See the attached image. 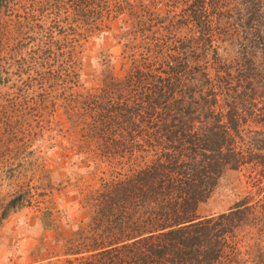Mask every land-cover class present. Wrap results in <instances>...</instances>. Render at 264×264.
<instances>
[{"label": "rangeland", "instance_id": "rangeland-1", "mask_svg": "<svg viewBox=\"0 0 264 264\" xmlns=\"http://www.w3.org/2000/svg\"><path fill=\"white\" fill-rule=\"evenodd\" d=\"M129 1L132 6L125 2L99 31L87 38L79 36L76 48L66 39L72 37L64 5L59 19L65 32L56 31L49 40L36 18L29 24L23 17L22 7L30 0H11L8 16L0 12V73L7 77H0V264H122L129 260L130 241L123 246L125 234L106 227L99 211L100 192L149 159L138 151L131 155L123 143L116 154L110 153L108 132L88 133L95 114L84 110V99L104 85L106 74L126 75L130 48L126 25L136 13L169 17L159 33L167 36L165 45L171 44L170 36H179L181 42L187 32L180 33L179 23L165 26L179 6L167 0ZM233 7V0H227L221 10L223 20L212 24L211 47L218 48L217 56L203 49L202 42H195L198 47H190L186 66L203 86L194 95L201 103L206 102L203 95L208 86L219 81L220 75L227 76L225 83L235 84L239 68L244 77L249 68L242 110L247 117L243 132L246 140H252L255 134L264 136V50L248 45L246 55L241 54L238 43L247 41L242 26L230 17ZM225 25L239 27V35L233 36L238 37L236 45L223 33ZM73 66L80 67L79 77ZM138 90L122 85L114 98L132 102L141 99ZM224 105L220 96L217 106ZM195 123L200 124L198 119ZM122 131L120 126L114 133L122 136ZM263 185L264 163L226 168L210 195L198 204L197 214L225 212L246 195L259 207L264 201ZM259 209L261 217L256 214L228 236L225 262L264 264V208Z\"/></svg>", "mask_w": 264, "mask_h": 264}, {"label": "trees", "instance_id": "trees-1", "mask_svg": "<svg viewBox=\"0 0 264 264\" xmlns=\"http://www.w3.org/2000/svg\"><path fill=\"white\" fill-rule=\"evenodd\" d=\"M10 2L0 0V12L6 16ZM125 2L132 6L129 0H30L22 11L29 24L36 18L49 40L56 31L65 32L59 19L64 5L72 37L67 35L66 39L76 48L79 36L87 38L99 31L105 19L122 10ZM167 2L180 7L165 26L182 24L180 33L187 32L180 36L181 42L179 36H170L173 45H165L167 36L159 35L168 16L136 13L126 25L130 45L126 75L106 74L104 85L84 99V110L95 114L88 133L108 132L110 153L116 154L122 148L119 143H123L131 155L138 151L142 158L149 159L143 166L131 167L124 178L106 185L100 192L99 211L106 227L125 234L123 246L131 247L126 255L129 260L122 264H230L224 261L228 236L248 225L256 214L261 217L259 207L264 208V201L256 207L246 195L231 209L207 217L198 216L197 207L226 168L264 163V136L255 134L252 140H246L243 132L247 117L242 109L250 71L246 68L244 77L239 68L240 74L234 78L239 86L236 81L225 83L227 76L220 75L222 78L213 81L203 95L206 102L196 99L195 90L203 86L196 75L188 73L187 54L192 45L198 47L193 43L202 42L203 49L213 50L212 55L217 56L218 48L211 47L212 24L215 19L220 23L223 20L221 10L227 0ZM233 4L230 17L242 26L247 43H238V37H233L239 35V27L225 25L222 30L229 34L230 44L238 43L243 55L249 51L248 45L264 50V0H233ZM73 67L79 77L80 67ZM185 74L188 76L183 78ZM122 85L139 88L141 99H115V91ZM220 96L225 104L221 108L217 106ZM196 119L200 122L197 127ZM120 126L122 136L114 133Z\"/></svg>", "mask_w": 264, "mask_h": 264}]
</instances>
